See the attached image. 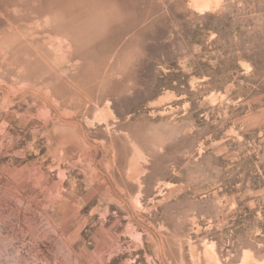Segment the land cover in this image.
<instances>
[{
	"label": "rangeland",
	"instance_id": "obj_1",
	"mask_svg": "<svg viewBox=\"0 0 264 264\" xmlns=\"http://www.w3.org/2000/svg\"><path fill=\"white\" fill-rule=\"evenodd\" d=\"M0 264H264V0H0Z\"/></svg>",
	"mask_w": 264,
	"mask_h": 264
}]
</instances>
